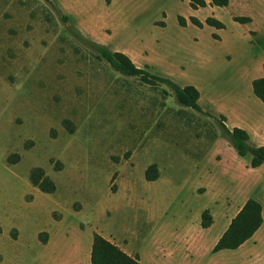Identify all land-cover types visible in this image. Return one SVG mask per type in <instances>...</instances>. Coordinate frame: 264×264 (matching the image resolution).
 <instances>
[{
    "label": "rangeland",
    "instance_id": "1",
    "mask_svg": "<svg viewBox=\"0 0 264 264\" xmlns=\"http://www.w3.org/2000/svg\"><path fill=\"white\" fill-rule=\"evenodd\" d=\"M78 34L264 125L250 84L264 76V0H0V264H90L94 232L140 264H264V227L212 252L243 199L264 210V163L236 153L211 103L200 102L207 115L119 73ZM35 167L53 192L31 184Z\"/></svg>",
    "mask_w": 264,
    "mask_h": 264
},
{
    "label": "trees",
    "instance_id": "2",
    "mask_svg": "<svg viewBox=\"0 0 264 264\" xmlns=\"http://www.w3.org/2000/svg\"><path fill=\"white\" fill-rule=\"evenodd\" d=\"M188 2L193 9L205 6V0H188ZM209 2L211 5L225 6L229 0H209ZM188 20L198 27H201L203 23L215 28L223 27V23L213 16L206 17L203 22L194 16H189ZM233 20L246 23L250 22L251 18L249 16H233ZM177 21L179 25H185V19L182 16L178 15ZM78 36L95 51L99 59L105 60L114 70L127 76H136L149 85H155L158 82L164 83L171 89L177 103L209 115L198 105L199 91L194 85L179 86L167 77L151 74L146 69L138 67L124 52L111 50L101 43L86 40L79 34ZM213 37L215 38L216 35H213ZM251 89L253 94L264 104V76L252 79ZM224 120L223 115L217 117L222 133L227 137L236 153L243 156L249 152L251 155L249 165L251 167H257L264 163V145L249 146L248 133L240 127L228 128L224 124ZM144 176L147 181H153L157 178L155 163H151L145 168ZM29 180L32 185L37 186L43 192L51 193L54 190V184L39 167H35L30 171ZM211 223L212 217L209 209L206 208L200 214V227L207 228ZM261 223L260 203L253 198H247L212 246V252L222 249H236L253 235ZM89 259L90 264H140L137 256L128 254L117 244L95 232L92 235Z\"/></svg>",
    "mask_w": 264,
    "mask_h": 264
},
{
    "label": "crops",
    "instance_id": "3",
    "mask_svg": "<svg viewBox=\"0 0 264 264\" xmlns=\"http://www.w3.org/2000/svg\"><path fill=\"white\" fill-rule=\"evenodd\" d=\"M183 17V16H182ZM184 18V17H183ZM185 19V25H188V23H191L188 18H184ZM192 24V23H191ZM184 25V26H185ZM254 79V78H252ZM251 79V81H252ZM251 81H250V84H251ZM196 87V86H195ZM197 88V87H196ZM198 91H199V98H198V105L202 108V110L206 111L207 109H205L200 102L204 103L205 102H209L211 103V106L217 110V114L218 116L219 115H223L225 117V120H224V124L228 127V128H232V127H240L242 129H244L247 133H248V143L249 141H251L252 139V133L253 132L255 134L254 136V140H256V142L252 145V146H259V145H264V138L262 137V134L264 133V125L261 124H257L256 125V128H254L252 125L248 124L247 122L241 120L239 117H238V112L237 110L235 109V106L232 104H224L222 103V100H220V97L218 96H215V95H211L210 93L209 94H206V92L202 93L199 89V87L197 88ZM252 90V89H251ZM256 97V96H255ZM200 103V104H199ZM215 103V104H214ZM205 105H208V104H205ZM262 165V164H261ZM260 166V165H259ZM257 166V167H259ZM248 198H251V197H248ZM247 198L243 199L241 201V203L238 205V207L236 208V210L234 211V213H232V215L228 218L227 220V223L225 224V227L223 228V230L221 231V233L225 230V228L227 227L230 219L236 214V212L239 210V208L242 206V204L244 203V201L246 200ZM257 200L260 205H261V215H262V223L261 225L258 227V229L253 233V235L247 239L246 241H249L251 240L252 243H255L256 242V236L258 235V233L262 230V228L264 227V210H263V205L261 203V201L259 199H255ZM221 233L218 235V237L221 235ZM218 239V238H217ZM246 241H244L243 243H245ZM242 243V244H243ZM119 246V245H118ZM120 247V246H119ZM121 248V247H120ZM122 249V248H121Z\"/></svg>",
    "mask_w": 264,
    "mask_h": 264
}]
</instances>
